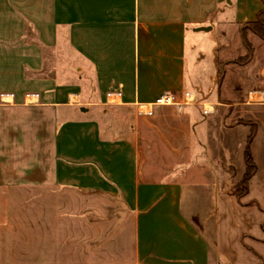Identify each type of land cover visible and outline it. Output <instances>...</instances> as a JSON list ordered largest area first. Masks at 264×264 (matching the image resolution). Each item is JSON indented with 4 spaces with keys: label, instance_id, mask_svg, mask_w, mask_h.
Segmentation results:
<instances>
[{
    "label": "crops",
    "instance_id": "obj_1",
    "mask_svg": "<svg viewBox=\"0 0 264 264\" xmlns=\"http://www.w3.org/2000/svg\"><path fill=\"white\" fill-rule=\"evenodd\" d=\"M262 9L0 0V264H264V88L223 96L224 72H264V39L243 30ZM228 30L250 64L220 62ZM183 90L213 111L155 102ZM231 106L250 119L228 122ZM112 108L134 117L104 126ZM252 130L256 170L238 197Z\"/></svg>",
    "mask_w": 264,
    "mask_h": 264
},
{
    "label": "rangeland",
    "instance_id": "obj_2",
    "mask_svg": "<svg viewBox=\"0 0 264 264\" xmlns=\"http://www.w3.org/2000/svg\"><path fill=\"white\" fill-rule=\"evenodd\" d=\"M235 30H228V34L227 35H222L223 38L222 40L224 41V39L229 42L226 43L229 44H224L223 46L221 45L220 50L221 53L219 55V59L220 62L224 64H228L229 63V58H232L233 60H230L231 62L237 61L238 64H241L240 62L244 63L250 62V52H247V48L245 47V44L238 38L237 35H234ZM248 31H252L251 29H249L247 27L246 29V33H248ZM230 33H232L233 35L230 36ZM201 36H203L205 39H202L201 42L202 44V49L205 53H209L211 55L212 50L210 51V47H209V43H210V38L208 36V33L205 32H201ZM226 36V37H225ZM258 38L257 35H253V37H251V40L253 41V43H257L256 39ZM261 38V37H259ZM264 39V38H262ZM264 42V41H263ZM264 49V44L261 46ZM229 48V49H227ZM244 48V49H243ZM225 49L229 50L226 56H225ZM232 52V53H231ZM246 53V54H245ZM244 54V55H243ZM241 55V56H240ZM247 59V61H246ZM226 60V61H224ZM250 64V63H249ZM248 68H251V65L247 66ZM226 73H228V77H227V82L224 85V98L228 101H239L241 99H243V95H244V91L248 88V87H252V86H262L264 88V72H224V80L226 79ZM224 84V83H223ZM109 98H115L114 95H110ZM107 113H105L104 111V122L105 125L104 126H108L109 128L112 127H116L117 129L121 128L120 126H123L126 121L131 120L133 116V112L130 109H123V108H112V109H106ZM231 110V113L228 111ZM226 111H228L229 115L231 116V118L228 119V122H232V121H236L238 119H242V120H249L250 119V112L247 110H243L241 108H234V106H231L230 108H228ZM262 113L264 112L263 110ZM259 111V112H260ZM264 116V113H263ZM111 118V121H108L107 119ZM116 129V131H117ZM246 143V142H245ZM245 146V145H244ZM227 167V170H231L235 167H233V165L229 164ZM229 175V174H228ZM243 175V174H242ZM234 182L231 184L233 186ZM1 216V215H0Z\"/></svg>",
    "mask_w": 264,
    "mask_h": 264
},
{
    "label": "trees",
    "instance_id": "obj_3",
    "mask_svg": "<svg viewBox=\"0 0 264 264\" xmlns=\"http://www.w3.org/2000/svg\"><path fill=\"white\" fill-rule=\"evenodd\" d=\"M262 1L264 2V0H262ZM247 27L249 29H251L254 33H256L258 36H260L261 38H264V9H262L258 13L257 18L255 20L248 22L244 26L243 30H244V37L245 38H246L245 33H246ZM246 42L249 46H251L249 41L246 40ZM253 130L248 136L247 144H246V147L244 150V159H245L244 173H243L242 177L239 180H237L233 184V186L229 189V191L231 193L235 194L238 197H240V196H242L248 192V184H249L250 178L252 177V175L254 174V172L256 170V161H255V159L252 155V151H251V141H252V137L254 135Z\"/></svg>",
    "mask_w": 264,
    "mask_h": 264
},
{
    "label": "built area",
    "instance_id": "obj_4",
    "mask_svg": "<svg viewBox=\"0 0 264 264\" xmlns=\"http://www.w3.org/2000/svg\"><path fill=\"white\" fill-rule=\"evenodd\" d=\"M13 93H1L3 100L12 99ZM198 94L195 90H183L182 93L177 92H165L158 96L155 100L156 103L161 104H176L178 107H182L184 104H201L202 111L204 114L213 111L212 103L207 101H200Z\"/></svg>",
    "mask_w": 264,
    "mask_h": 264
},
{
    "label": "water",
    "instance_id": "obj_5",
    "mask_svg": "<svg viewBox=\"0 0 264 264\" xmlns=\"http://www.w3.org/2000/svg\"><path fill=\"white\" fill-rule=\"evenodd\" d=\"M199 28H200V29H208L207 26H200Z\"/></svg>",
    "mask_w": 264,
    "mask_h": 264
}]
</instances>
